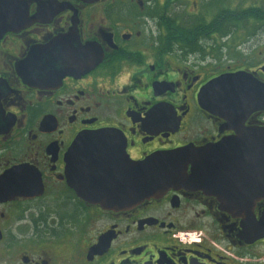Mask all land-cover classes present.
I'll return each mask as SVG.
<instances>
[{
  "label": "flooded vegetation",
  "instance_id": "flooded-vegetation-1",
  "mask_svg": "<svg viewBox=\"0 0 264 264\" xmlns=\"http://www.w3.org/2000/svg\"><path fill=\"white\" fill-rule=\"evenodd\" d=\"M236 1L0 0V264H264V0ZM158 154L197 185L88 197Z\"/></svg>",
  "mask_w": 264,
  "mask_h": 264
},
{
  "label": "water",
  "instance_id": "water-1",
  "mask_svg": "<svg viewBox=\"0 0 264 264\" xmlns=\"http://www.w3.org/2000/svg\"><path fill=\"white\" fill-rule=\"evenodd\" d=\"M240 78L242 76L230 74L219 76V78L210 81L204 87V93L200 96L203 108L215 112L221 110L223 87L226 88V100L229 103H235V92L239 88L238 81L240 82L242 92L245 91L246 87ZM263 105L259 100L258 107ZM97 139L99 137L94 134L79 135L73 140L71 151H78L79 157L90 156V154L80 155V151L84 147H88L87 142L94 146ZM185 163L186 160H184L183 168L181 167L178 170L177 164L172 159L170 160V156L166 157L158 154L150 156L148 159L136 164H131L128 166L126 172H123L121 169L120 172L117 173L116 171L113 175L106 177L97 174L95 176L96 192L88 193V197L97 199L104 208L115 209L119 207L127 210L145 199L160 197V195L171 187H174V185L189 186L192 189L197 185L194 181L196 176L192 168L191 176L185 177L186 175L183 174ZM80 179H84L83 182H85L93 178L84 177ZM252 199L254 201L255 197H252Z\"/></svg>",
  "mask_w": 264,
  "mask_h": 264
},
{
  "label": "rangeland",
  "instance_id": "rangeland-1",
  "mask_svg": "<svg viewBox=\"0 0 264 264\" xmlns=\"http://www.w3.org/2000/svg\"><path fill=\"white\" fill-rule=\"evenodd\" d=\"M249 1V4H253V2H257V0H248ZM237 1L236 0H234V5L236 6L237 4ZM255 5H257V4H255ZM246 24H248V26H246ZM245 24V26L243 25H240V26H238V28L236 29L237 31H236V35H237V37H236V40H238L239 38H240V33L238 32V31H240V30H242V29H244V28H251L252 27V24H254V23H251V22H249V23H246ZM238 32V33H237ZM185 233H188V234H193V233H195V232H185ZM182 234V233H181ZM196 234V233H195ZM180 238H181V242L183 243V242H187V241H189L190 242V236H186V235H184V233H183V236L181 235L180 236Z\"/></svg>",
  "mask_w": 264,
  "mask_h": 264
},
{
  "label": "trees",
  "instance_id": "trees-1",
  "mask_svg": "<svg viewBox=\"0 0 264 264\" xmlns=\"http://www.w3.org/2000/svg\"><path fill=\"white\" fill-rule=\"evenodd\" d=\"M251 14H253V12H251ZM251 18L252 19H250V22H252V23H253V21H255V22L258 21V19L255 18L254 16H252ZM243 21L244 20H237V19H235L234 23H235L236 28H238V26H240V25H243V23H244ZM246 23H248V21H246Z\"/></svg>",
  "mask_w": 264,
  "mask_h": 264
},
{
  "label": "built area",
  "instance_id": "built-area-1",
  "mask_svg": "<svg viewBox=\"0 0 264 264\" xmlns=\"http://www.w3.org/2000/svg\"><path fill=\"white\" fill-rule=\"evenodd\" d=\"M195 233H193V234H187L186 236H190V242H192V241H194V240H197V238L195 237ZM182 236H183V234H182ZM187 242H189V241H187Z\"/></svg>",
  "mask_w": 264,
  "mask_h": 264
},
{
  "label": "bare ground",
  "instance_id": "bare-ground-1",
  "mask_svg": "<svg viewBox=\"0 0 264 264\" xmlns=\"http://www.w3.org/2000/svg\"><path fill=\"white\" fill-rule=\"evenodd\" d=\"M195 44V43H194ZM188 46V45H187Z\"/></svg>",
  "mask_w": 264,
  "mask_h": 264
}]
</instances>
